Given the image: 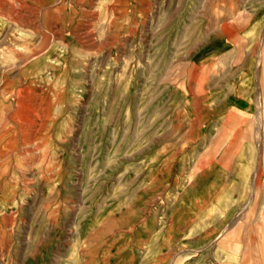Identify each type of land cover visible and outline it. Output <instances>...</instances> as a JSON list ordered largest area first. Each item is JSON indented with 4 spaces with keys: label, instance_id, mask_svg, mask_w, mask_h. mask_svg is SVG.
Wrapping results in <instances>:
<instances>
[{
    "label": "rangeland",
    "instance_id": "obj_1",
    "mask_svg": "<svg viewBox=\"0 0 264 264\" xmlns=\"http://www.w3.org/2000/svg\"><path fill=\"white\" fill-rule=\"evenodd\" d=\"M0 264H264V0H0Z\"/></svg>",
    "mask_w": 264,
    "mask_h": 264
},
{
    "label": "bare ground",
    "instance_id": "obj_2",
    "mask_svg": "<svg viewBox=\"0 0 264 264\" xmlns=\"http://www.w3.org/2000/svg\"><path fill=\"white\" fill-rule=\"evenodd\" d=\"M260 118H259V120H260V123L262 122L263 123V117H261V116H259ZM262 125V124H261ZM259 126V125H258ZM258 126H257V128H258ZM262 128V127H261ZM260 131V130H259ZM258 132V131H257ZM261 133V132H260Z\"/></svg>",
    "mask_w": 264,
    "mask_h": 264
}]
</instances>
